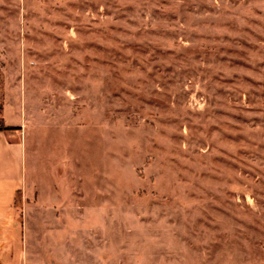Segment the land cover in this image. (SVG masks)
<instances>
[{
    "label": "rangeland",
    "instance_id": "rangeland-1",
    "mask_svg": "<svg viewBox=\"0 0 264 264\" xmlns=\"http://www.w3.org/2000/svg\"><path fill=\"white\" fill-rule=\"evenodd\" d=\"M5 122L27 264H264V0H0Z\"/></svg>",
    "mask_w": 264,
    "mask_h": 264
},
{
    "label": "crops",
    "instance_id": "crops-1",
    "mask_svg": "<svg viewBox=\"0 0 264 264\" xmlns=\"http://www.w3.org/2000/svg\"><path fill=\"white\" fill-rule=\"evenodd\" d=\"M0 128V264H27L24 242L26 200L25 147L6 122Z\"/></svg>",
    "mask_w": 264,
    "mask_h": 264
},
{
    "label": "trees",
    "instance_id": "trees-1",
    "mask_svg": "<svg viewBox=\"0 0 264 264\" xmlns=\"http://www.w3.org/2000/svg\"><path fill=\"white\" fill-rule=\"evenodd\" d=\"M0 128H2V127L0 126ZM4 128H11V127H4Z\"/></svg>",
    "mask_w": 264,
    "mask_h": 264
}]
</instances>
